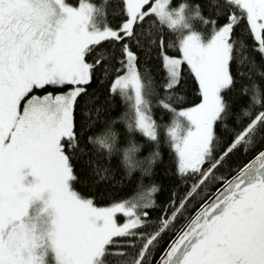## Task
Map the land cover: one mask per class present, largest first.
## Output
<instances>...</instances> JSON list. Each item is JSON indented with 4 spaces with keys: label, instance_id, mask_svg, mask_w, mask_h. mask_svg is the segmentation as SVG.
Here are the masks:
<instances>
[{
    "label": "snow or ice",
    "instance_id": "obj_1",
    "mask_svg": "<svg viewBox=\"0 0 264 264\" xmlns=\"http://www.w3.org/2000/svg\"><path fill=\"white\" fill-rule=\"evenodd\" d=\"M0 264H264V0H0Z\"/></svg>",
    "mask_w": 264,
    "mask_h": 264
},
{
    "label": "trees",
    "instance_id": "obj_2",
    "mask_svg": "<svg viewBox=\"0 0 264 264\" xmlns=\"http://www.w3.org/2000/svg\"><path fill=\"white\" fill-rule=\"evenodd\" d=\"M137 140L138 141H141V138L140 137H137ZM164 147H165V149H167V145L166 144L164 145ZM147 155H148V152L142 149V157L143 156H147Z\"/></svg>",
    "mask_w": 264,
    "mask_h": 264
}]
</instances>
